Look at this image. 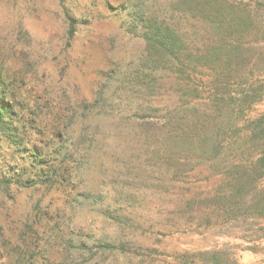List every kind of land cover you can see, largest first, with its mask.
<instances>
[{
	"label": "rangeland",
	"instance_id": "obj_1",
	"mask_svg": "<svg viewBox=\"0 0 264 264\" xmlns=\"http://www.w3.org/2000/svg\"><path fill=\"white\" fill-rule=\"evenodd\" d=\"M169 5L170 0H0V71L13 84L23 138L10 145L0 136V264H197L199 253L214 252L224 254L226 264H264L263 219L203 217L220 175L190 165L162 175L155 164L152 151L169 134L165 107L180 97L190 101V85L178 93L166 78L145 89L148 78H138L133 89L115 88L118 78L134 82L140 67V11L158 15ZM67 17L75 21L72 37ZM180 27L190 30L187 21ZM114 67L121 76H108ZM256 78L264 82V68L253 71L248 83ZM209 81L193 78L199 98L189 105L207 101ZM101 91L105 102L96 104ZM30 112L38 114L34 121ZM261 115L264 96L239 120L240 141ZM58 117L68 120L62 146L73 157L63 163L65 179L42 184L33 149L47 160L61 144L48 136ZM250 153L256 155L250 149L228 161H254ZM263 187L264 180L256 192Z\"/></svg>",
	"mask_w": 264,
	"mask_h": 264
},
{
	"label": "trees",
	"instance_id": "obj_2",
	"mask_svg": "<svg viewBox=\"0 0 264 264\" xmlns=\"http://www.w3.org/2000/svg\"><path fill=\"white\" fill-rule=\"evenodd\" d=\"M169 9L158 15L140 11L139 20L144 22L145 30L140 67L133 71L134 82L132 78L125 82L118 78L115 88L120 85L123 89H133L139 85L138 78H148L145 89L155 87L156 82L166 78L176 86L178 93L188 91L190 85V101L180 97L181 102L178 100L174 106L165 107L168 122L165 126L169 127V134L166 139H159L152 151L155 164L158 163L162 175L170 169H189V165L191 170L206 167L210 174L220 175L218 190L210 208L205 206L208 214L203 217L209 215L208 218L214 217L217 222L248 216L264 220V187L256 192L264 180V115L248 123L243 141L237 127L245 113L264 96V82L256 78L248 83L253 71L264 68L261 45L264 43V0H170ZM66 20L68 37H72L75 21L70 17ZM183 21L188 22L190 30L187 32L180 27ZM114 74L121 76L115 67L109 70L108 76ZM195 76H207L210 80V92L203 105H189L199 98L193 84ZM6 79L0 71V136L14 145L23 138L13 84ZM255 83L259 85L254 86ZM101 102H105L103 91L96 99V104ZM30 115V121L38 116L35 112ZM61 119L58 117L59 126L48 132V136L61 142L56 148L52 147L50 160L39 159L33 149V160L40 166L36 174L43 176L42 184L65 179L67 167L63 163L73 157L62 146V138L69 128L68 120L63 118L60 123ZM90 141L94 143V137ZM250 149L256 153H250L255 155L254 161H228L230 156L237 158ZM205 199L202 201H208L209 197ZM194 201L196 198L188 201V205L193 206ZM226 263L228 258L222 253L198 254L197 264Z\"/></svg>",
	"mask_w": 264,
	"mask_h": 264
}]
</instances>
